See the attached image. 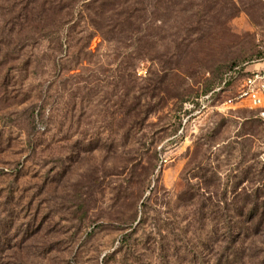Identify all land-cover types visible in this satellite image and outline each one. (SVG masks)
Here are the masks:
<instances>
[{
	"label": "rangeland",
	"instance_id": "rangeland-1",
	"mask_svg": "<svg viewBox=\"0 0 264 264\" xmlns=\"http://www.w3.org/2000/svg\"><path fill=\"white\" fill-rule=\"evenodd\" d=\"M235 64L264 0H0V264H264Z\"/></svg>",
	"mask_w": 264,
	"mask_h": 264
},
{
	"label": "built area",
	"instance_id": "built-area-1",
	"mask_svg": "<svg viewBox=\"0 0 264 264\" xmlns=\"http://www.w3.org/2000/svg\"><path fill=\"white\" fill-rule=\"evenodd\" d=\"M239 78L237 95L228 98L225 103L231 105L236 101L249 100L254 107L264 108V69L248 70L244 67V64H236L227 70L222 85L203 97L205 100H210L213 93L225 88L229 82ZM200 100L203 101V99ZM206 106L207 104L202 102V107L205 108Z\"/></svg>",
	"mask_w": 264,
	"mask_h": 264
},
{
	"label": "trees",
	"instance_id": "trees-1",
	"mask_svg": "<svg viewBox=\"0 0 264 264\" xmlns=\"http://www.w3.org/2000/svg\"><path fill=\"white\" fill-rule=\"evenodd\" d=\"M235 65H236V64H235ZM233 66H234V65H233ZM233 66H232V67H233ZM232 67H231V68H232ZM229 84H230V82H229ZM215 93H216V92H215ZM213 94H214V93H213ZM246 207H247V206L243 207V208L240 210L241 213H242L241 215H244V214H245Z\"/></svg>",
	"mask_w": 264,
	"mask_h": 264
}]
</instances>
